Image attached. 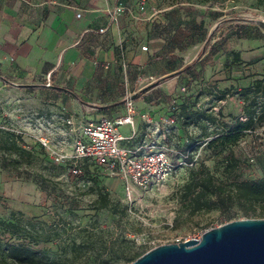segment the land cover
Wrapping results in <instances>:
<instances>
[{
    "label": "rangeland",
    "instance_id": "1",
    "mask_svg": "<svg viewBox=\"0 0 264 264\" xmlns=\"http://www.w3.org/2000/svg\"><path fill=\"white\" fill-rule=\"evenodd\" d=\"M145 1L161 8L214 12L222 32L245 29L249 22L264 29L260 25L264 0ZM4 79H0V264H16L4 258L8 243L38 250L51 264H128L153 246L192 239L232 220L255 218L260 210V203L225 195L234 190L236 180L264 176V127L243 133L232 146L235 160L207 146L222 124L244 119L242 102L234 94L237 88L222 93L215 83L199 88L185 84L178 91L149 95L155 105L149 122L138 117L135 137L127 144L166 142L186 158L175 160L178 166L161 188L128 203L116 180L95 170L75 176L68 164L52 161L38 143L37 137L45 135L51 150L72 151L74 122L67 120L75 114L66 108L67 99L46 89L42 81ZM206 172L216 187L214 193L199 197L201 208L194 210L195 191L187 186L193 178L211 186ZM100 192L109 201L95 209L92 202Z\"/></svg>",
    "mask_w": 264,
    "mask_h": 264
},
{
    "label": "crops",
    "instance_id": "2",
    "mask_svg": "<svg viewBox=\"0 0 264 264\" xmlns=\"http://www.w3.org/2000/svg\"><path fill=\"white\" fill-rule=\"evenodd\" d=\"M119 2L124 11L115 15ZM153 5L139 10L131 0H0V76L42 81L67 99L74 123L121 115L127 93L149 114L155 108L149 95L160 90L215 83L223 92L256 77L264 81L259 25L222 32L209 10L171 6L154 13ZM122 132L128 135V127Z\"/></svg>",
    "mask_w": 264,
    "mask_h": 264
},
{
    "label": "built area",
    "instance_id": "3",
    "mask_svg": "<svg viewBox=\"0 0 264 264\" xmlns=\"http://www.w3.org/2000/svg\"><path fill=\"white\" fill-rule=\"evenodd\" d=\"M145 6V0L137 3L139 10H144ZM151 8L154 13L157 12L155 7ZM123 11L124 6L119 2L115 15ZM140 48L146 50L147 46L141 45ZM123 105L124 112L116 117L74 123L70 153L51 150L45 135H39L37 140L52 161L68 164L73 175L83 176V167L88 165L91 171L95 170L105 178L116 180L123 190L125 201L133 203L137 197L161 188L178 166L175 160L186 158V154H181L166 142L160 145H128L135 137L137 118L146 122H149V118L148 114L139 112L132 94L127 93L124 96ZM67 122L73 124L71 119ZM124 126L129 129L128 135L122 132ZM203 232L193 238L199 239Z\"/></svg>",
    "mask_w": 264,
    "mask_h": 264
},
{
    "label": "trees",
    "instance_id": "4",
    "mask_svg": "<svg viewBox=\"0 0 264 264\" xmlns=\"http://www.w3.org/2000/svg\"><path fill=\"white\" fill-rule=\"evenodd\" d=\"M148 2L149 1H146L147 5ZM151 7L157 8L158 5L155 4ZM0 79L5 80L1 76ZM222 93H225V91ZM234 94H236L238 99L242 102L244 119L237 117L231 125L226 123L222 124L219 134L207 142L208 148H212L213 150L217 149L218 153L224 152L225 157L233 160H235V158L233 156L232 146L239 141L243 133H251L256 128H260L264 125L263 78L256 77L248 86L236 89ZM258 94L260 96H258ZM259 97H261V100ZM84 171L89 173L90 169L88 168V165L83 167V172ZM205 179H210L209 183L211 186L206 184V181H203L201 178H193L191 180L193 183L187 186V188L191 189L193 193L195 191L193 198L194 210L201 208V204H198L200 196L206 191L214 193L213 188L216 186L211 184L212 180L209 172L205 173ZM219 187L218 192L220 191ZM197 188L198 190H196ZM232 195L243 201L260 203V210L254 215V217H264V176L254 179L236 180L234 183V190H228L225 197L231 199ZM108 201V195L100 192L97 198L92 202V205L95 209H102L107 206ZM206 206L207 208L210 207V205ZM3 253L5 259L16 264H51V261L45 254L23 244L8 243L6 244Z\"/></svg>",
    "mask_w": 264,
    "mask_h": 264
},
{
    "label": "water",
    "instance_id": "5",
    "mask_svg": "<svg viewBox=\"0 0 264 264\" xmlns=\"http://www.w3.org/2000/svg\"><path fill=\"white\" fill-rule=\"evenodd\" d=\"M128 264H264V217L232 220L205 230L200 239L153 246Z\"/></svg>",
    "mask_w": 264,
    "mask_h": 264
},
{
    "label": "bare ground",
    "instance_id": "6",
    "mask_svg": "<svg viewBox=\"0 0 264 264\" xmlns=\"http://www.w3.org/2000/svg\"><path fill=\"white\" fill-rule=\"evenodd\" d=\"M201 235H202V234H201ZM200 238H201V236H200ZM200 238H199V239H200Z\"/></svg>",
    "mask_w": 264,
    "mask_h": 264
}]
</instances>
